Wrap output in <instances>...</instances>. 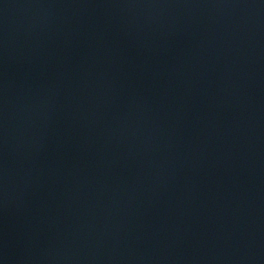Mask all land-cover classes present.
Returning <instances> with one entry per match:
<instances>
[{
  "label": "water",
  "instance_id": "95a60500",
  "mask_svg": "<svg viewBox=\"0 0 264 264\" xmlns=\"http://www.w3.org/2000/svg\"><path fill=\"white\" fill-rule=\"evenodd\" d=\"M0 264H264V0H0Z\"/></svg>",
  "mask_w": 264,
  "mask_h": 264
}]
</instances>
